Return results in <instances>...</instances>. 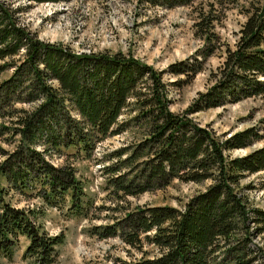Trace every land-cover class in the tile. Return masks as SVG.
Here are the masks:
<instances>
[{
    "label": "trees",
    "instance_id": "obj_1",
    "mask_svg": "<svg viewBox=\"0 0 264 264\" xmlns=\"http://www.w3.org/2000/svg\"><path fill=\"white\" fill-rule=\"evenodd\" d=\"M189 1L162 3L173 6ZM15 12L0 0V59L22 51L19 61L0 63V73L12 67L0 81V115H15L14 130L19 134L15 149L0 163V175L20 190L32 188L37 181L40 195L51 205L64 201L67 194L69 212L85 215L92 201L83 183L72 167L51 163L44 151L74 147L76 154L89 157L100 140L124 129L121 122L115 124L132 97L147 132L128 157L107 166L113 172L123 164L133 165L140 156L136 172L114 176L115 190L137 194L174 177L213 181L183 208L137 207L112 223L93 226L91 232L119 236L130 245L145 240L160 249L156 256L122 264H264V248L252 239L264 230V208L251 205L239 185L245 172L264 170V144L231 154L262 137L264 116L258 126L223 137L189 116L264 93V3L247 16L213 83L199 91L182 114L168 108L161 77L149 64L120 52H74L44 42L18 23ZM188 62H172L168 71L196 73L201 67ZM54 80L57 85L51 83ZM149 80L143 91L141 83ZM34 101L30 107L16 105ZM38 144H44L41 150ZM5 189L0 181V258H12L19 236L24 235L29 240L24 256L33 257L34 264H53L55 245L63 241V234H49L35 222L33 209L5 200Z\"/></svg>",
    "mask_w": 264,
    "mask_h": 264
},
{
    "label": "rangeland",
    "instance_id": "obj_2",
    "mask_svg": "<svg viewBox=\"0 0 264 264\" xmlns=\"http://www.w3.org/2000/svg\"><path fill=\"white\" fill-rule=\"evenodd\" d=\"M3 1L14 8L18 23L44 42L74 52H120L149 64L161 77L168 108L178 114L186 110L199 91L213 83L227 48L234 46L247 16L264 3V0H191L168 6L162 0ZM21 53L0 59V63L19 61ZM182 59H188L189 64L196 62L201 67L196 73L193 70L168 71L170 63ZM11 72L12 67L4 69L0 81ZM51 83L57 85L56 80ZM149 83L150 80L142 82L141 89L147 91ZM35 103L18 102L16 105L30 107ZM139 111L130 97L115 124L121 122L124 129L100 140L89 157L76 154L79 152L74 147L60 146L59 150L51 147L44 151L45 158L51 163L72 167L75 177L83 183V189L92 201L85 215L69 212L67 194L64 201L51 205L40 195L37 181L32 188L20 190L0 175V181L7 189L5 200L17 207L33 209L35 222L49 234H63V241L55 245L53 264H122L158 255L160 249L153 243L143 240L130 245L119 236L101 237L92 233L91 228L123 218L137 207L171 205L183 208L192 196L204 191L213 181L210 178L186 181L174 177L164 185L137 194L116 191V185L112 183L114 176L136 172L140 167L139 156L133 165L123 164L113 172L107 169L108 165L128 157L146 135L144 124H140ZM189 116L223 137L247 126H258L264 116V93L207 107ZM15 118V115H0V163L18 143ZM261 133L262 137L254 143L235 148L231 154H244L264 144V130ZM43 146L38 144L36 148L41 150ZM239 185L251 205L264 208V170L245 172ZM252 239L264 248V230ZM28 242L26 236L20 235L12 258H0V264H34L33 257L23 254Z\"/></svg>",
    "mask_w": 264,
    "mask_h": 264
}]
</instances>
